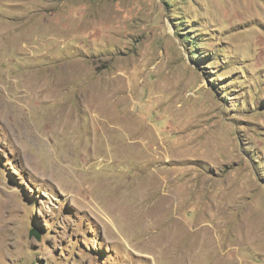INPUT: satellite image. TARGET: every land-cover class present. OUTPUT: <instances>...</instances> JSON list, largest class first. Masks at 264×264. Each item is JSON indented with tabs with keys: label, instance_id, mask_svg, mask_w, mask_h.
I'll return each instance as SVG.
<instances>
[{
	"label": "rangeland",
	"instance_id": "374dc122",
	"mask_svg": "<svg viewBox=\"0 0 264 264\" xmlns=\"http://www.w3.org/2000/svg\"><path fill=\"white\" fill-rule=\"evenodd\" d=\"M0 264H264V0H0Z\"/></svg>",
	"mask_w": 264,
	"mask_h": 264
},
{
	"label": "bare ground",
	"instance_id": "6f19581e",
	"mask_svg": "<svg viewBox=\"0 0 264 264\" xmlns=\"http://www.w3.org/2000/svg\"><path fill=\"white\" fill-rule=\"evenodd\" d=\"M10 37V36H9ZM16 41V40H15ZM17 46V45H16ZM11 50V49H10ZM12 51V50H11ZM33 74V73H32ZM61 76V75H60ZM61 79H62V76H61ZM59 80V79H58ZM58 80H54V81H50L51 82V85L55 88V89H57L58 88V90H57V92L58 91H61L62 92V90H61V87H62V85L65 83V81L64 80H60V81H58ZM66 82H67V80H66ZM65 85V84H64ZM50 86V85H49ZM51 86V87H52ZM14 87V86H13ZM64 87V86H63ZM4 90V89H3ZM98 92V91H97ZM97 95V94H96ZM99 95V94H98ZM97 95V96H98ZM94 96V95H93ZM97 99V98H96ZM94 100V99H93ZM97 101V100H96ZM95 102V101H94ZM98 102V101H97ZM99 106V105H98ZM96 108V107H95ZM111 128V127H110ZM109 128V129H110ZM108 129V130H109ZM112 130L114 129V128H111ZM133 130V127H131V126H118V128H116V129H114V132H115V134H119V133H123V134H125V138H123L122 140H114V141H112L110 138H109V136H108V139L109 140H106L107 139V137H106V144H110L109 146H113V147H117V149L118 150H124V149H129V150H131V152L132 153H130L131 155L133 154V152H134V150H139V149H141L143 146H144V144L141 142V141H134L135 139H136V136L135 135H137L136 134V132L135 131H132ZM111 133V132H110ZM109 133V134H110ZM112 134V133H111ZM115 134H113V135H115ZM107 135V134H106ZM112 135V136H113ZM139 137V136H138ZM139 138H141V137H139ZM138 139V138H137ZM141 140V139H140ZM161 147H159V149H160ZM113 149V148H112ZM114 150V149H113ZM156 151V150H155ZM137 152V151H136ZM135 152V153H136ZM139 152V151H138ZM128 157V156H127ZM133 157H134V155H133ZM137 157V156H136ZM138 158V157H137ZM146 158V157H145ZM173 161V160H172ZM140 163V162H139ZM176 165V164H175ZM149 174V173H148ZM170 175V174H169ZM147 180V179H146ZM120 187V186H119ZM85 190V189H84ZM150 192V191H149ZM147 199V198H146ZM172 199V198H171ZM163 204V203H162ZM181 207V206H180ZM171 212V211H170ZM166 213V212H165ZM170 216V215H169ZM173 218H176V217H173ZM171 219V218H170ZM167 220V219H166ZM176 220H177V218H176ZM183 220V219H182ZM157 222V221H156ZM171 224H172V222H171ZM174 224H175V222H174ZM173 224V225H174ZM182 224V223H181ZM177 225H179V224H177ZM188 225V224H187ZM186 225V226H187ZM193 226V225H192ZM181 227V226H180ZM197 227V226H196ZM176 228V227H175ZM183 227H181V229H182ZM178 229H179V227H178ZM187 230V229H186ZM177 231V230H176ZM165 232V231H164ZM190 234L192 233L191 232V230H189L188 231ZM184 233V232H183ZM188 236H189V234H188ZM191 236V235H190ZM172 238V237H171ZM184 239H185V237H183ZM181 242V241H180ZM211 242L213 243V244H215V241H214V239L212 238V240H211ZM173 244V243H172ZM211 245V244H210ZM174 251V250H173ZM177 251V250H176ZM222 261V260H221Z\"/></svg>",
	"mask_w": 264,
	"mask_h": 264
}]
</instances>
